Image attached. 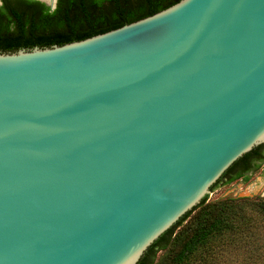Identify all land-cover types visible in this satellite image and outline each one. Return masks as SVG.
<instances>
[{
	"label": "water",
	"instance_id": "obj_1",
	"mask_svg": "<svg viewBox=\"0 0 264 264\" xmlns=\"http://www.w3.org/2000/svg\"><path fill=\"white\" fill-rule=\"evenodd\" d=\"M263 144L264 0L0 51V264H137Z\"/></svg>",
	"mask_w": 264,
	"mask_h": 264
},
{
	"label": "trees",
	"instance_id": "obj_2",
	"mask_svg": "<svg viewBox=\"0 0 264 264\" xmlns=\"http://www.w3.org/2000/svg\"><path fill=\"white\" fill-rule=\"evenodd\" d=\"M179 1L57 0L52 10L34 0H2L0 51L15 52L83 40L153 15ZM261 147L238 159L219 182L248 181L245 171L235 169ZM259 168L256 165L252 172ZM247 207L255 214H246ZM261 225H264V199L251 203L233 198L207 202L206 197L155 241L137 264H153L156 254L165 249H169L168 264H213L211 258L217 246L227 241L236 244L247 229Z\"/></svg>",
	"mask_w": 264,
	"mask_h": 264
},
{
	"label": "rangeland",
	"instance_id": "obj_3",
	"mask_svg": "<svg viewBox=\"0 0 264 264\" xmlns=\"http://www.w3.org/2000/svg\"><path fill=\"white\" fill-rule=\"evenodd\" d=\"M225 198L245 199L249 203L264 199V166L251 174L246 182L243 179L229 184L218 182L215 189L210 191L207 202ZM246 214L255 213H250L247 207ZM239 238H241L240 242L236 244L227 241L223 242V246H217L211 262L213 264H264V225L250 227ZM168 258L169 249L161 250L156 254L153 264H168Z\"/></svg>",
	"mask_w": 264,
	"mask_h": 264
},
{
	"label": "flooded vegetation",
	"instance_id": "obj_4",
	"mask_svg": "<svg viewBox=\"0 0 264 264\" xmlns=\"http://www.w3.org/2000/svg\"><path fill=\"white\" fill-rule=\"evenodd\" d=\"M2 6V0H0V7ZM260 165V167L264 166V144L262 147L258 150L257 153L251 158L248 159V161L245 163H242L236 167L237 171H245V175L250 176L251 174H254L256 171L252 172V169L256 166ZM223 182V181H222Z\"/></svg>",
	"mask_w": 264,
	"mask_h": 264
}]
</instances>
